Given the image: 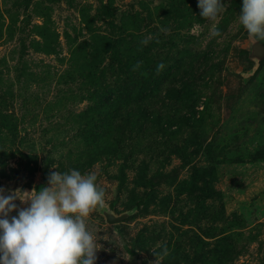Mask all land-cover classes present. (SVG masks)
<instances>
[{"label": "rangeland", "instance_id": "rangeland-1", "mask_svg": "<svg viewBox=\"0 0 264 264\" xmlns=\"http://www.w3.org/2000/svg\"><path fill=\"white\" fill-rule=\"evenodd\" d=\"M221 4L0 0L3 194L95 173L96 264H264V41Z\"/></svg>", "mask_w": 264, "mask_h": 264}, {"label": "clouds", "instance_id": "clouds-1", "mask_svg": "<svg viewBox=\"0 0 264 264\" xmlns=\"http://www.w3.org/2000/svg\"><path fill=\"white\" fill-rule=\"evenodd\" d=\"M198 8L213 22L225 10L221 0H198ZM238 21L254 43L264 41V0H242ZM220 35L213 23L210 36ZM163 68L159 64L157 72ZM3 193L0 189V264H96L100 245L87 221L106 206V193L95 173L53 171L38 192ZM16 199L27 206L17 210ZM13 211L17 215L10 217ZM167 254L165 247L156 255Z\"/></svg>", "mask_w": 264, "mask_h": 264}, {"label": "water", "instance_id": "water-1", "mask_svg": "<svg viewBox=\"0 0 264 264\" xmlns=\"http://www.w3.org/2000/svg\"><path fill=\"white\" fill-rule=\"evenodd\" d=\"M257 54H258L260 57L264 56V47H259V48L257 49ZM14 203L16 204V201H14Z\"/></svg>", "mask_w": 264, "mask_h": 264}]
</instances>
